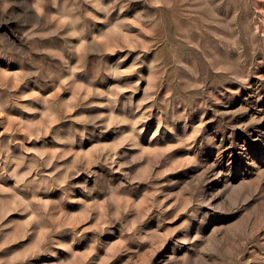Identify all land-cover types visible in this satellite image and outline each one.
<instances>
[{
  "label": "rangeland",
  "instance_id": "obj_1",
  "mask_svg": "<svg viewBox=\"0 0 264 264\" xmlns=\"http://www.w3.org/2000/svg\"><path fill=\"white\" fill-rule=\"evenodd\" d=\"M0 264H264V0H0Z\"/></svg>",
  "mask_w": 264,
  "mask_h": 264
}]
</instances>
